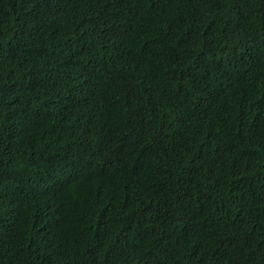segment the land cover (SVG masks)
Segmentation results:
<instances>
[{"label": "trees", "instance_id": "trees-1", "mask_svg": "<svg viewBox=\"0 0 264 264\" xmlns=\"http://www.w3.org/2000/svg\"><path fill=\"white\" fill-rule=\"evenodd\" d=\"M0 264H264V0H0Z\"/></svg>", "mask_w": 264, "mask_h": 264}]
</instances>
